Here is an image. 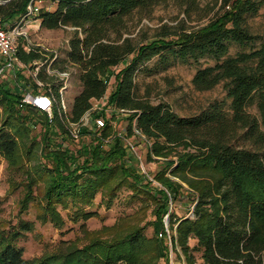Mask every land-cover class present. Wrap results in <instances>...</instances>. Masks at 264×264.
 <instances>
[{"label": "trees", "instance_id": "obj_1", "mask_svg": "<svg viewBox=\"0 0 264 264\" xmlns=\"http://www.w3.org/2000/svg\"><path fill=\"white\" fill-rule=\"evenodd\" d=\"M0 1V16L7 21L23 15L31 0ZM45 1L55 7L41 9L37 17L41 28L74 29L67 61L78 67L82 89L70 120L81 119L106 95V78L115 74L109 103L132 111L127 114L128 137L139 136L137 129L152 142L150 158L164 159L166 167L155 175L163 188L144 183L129 164L121 139L107 150L99 143L82 161L84 150L74 151L53 138L57 131L66 133L59 120L52 128L45 115L22 112L17 107L18 88L0 82V155L15 165L23 144L28 157H41L28 175L33 183L43 184L39 218L63 228L61 207L71 221L85 224L98 215L91 207L99 194L110 208L126 186L134 197L153 199L155 222L165 234L168 215L173 243L188 264L196 263L195 250L202 253L203 264H264V40L249 26L264 8V0H235L230 12L201 29L162 31L152 41L138 43L124 37L129 34L128 22L168 0ZM230 2L225 0L226 5ZM234 46L239 50L232 54ZM19 57L30 64L40 54L20 46ZM153 61L160 69L175 63L200 65L192 81L195 89L223 85L230 103H212L189 117L178 115L167 103L153 104L137 87L139 73ZM18 79L30 83L21 73ZM36 117L42 120L39 140L32 133ZM113 131L109 125L105 129L106 134ZM183 184L194 192L193 217L179 218L169 211V201L177 200ZM33 200L28 195L26 204ZM34 227V222L21 220L14 231L0 233V264H158L162 256L158 239L149 238L143 226H131L111 239L95 238L83 247L26 259L17 241ZM193 239L195 247L190 245Z\"/></svg>", "mask_w": 264, "mask_h": 264}, {"label": "rangeland", "instance_id": "obj_2", "mask_svg": "<svg viewBox=\"0 0 264 264\" xmlns=\"http://www.w3.org/2000/svg\"><path fill=\"white\" fill-rule=\"evenodd\" d=\"M226 5L225 0H168L151 9L146 14H136L129 22V34L125 33L124 37H131L135 42L152 41L162 31L174 33L181 30H197L209 25L212 21L223 17L231 11L233 2ZM39 5L42 9H53L55 6L48 1L41 0ZM11 24V23H9ZM251 31L264 40V8L260 14L249 20ZM29 39L33 44H41L50 49L59 52V67L67 69V54L69 51V41L73 35L74 29L66 27L57 30H47L39 26L38 21H32L25 27ZM27 51V42L20 41ZM260 41L254 45L259 46ZM239 50L237 47L231 48L234 54ZM28 52V51H27ZM1 62V59H0ZM206 65L205 60L201 61ZM212 64L213 62H209ZM202 65V66H203ZM70 66V65H68ZM72 67V66H70ZM200 65L175 63L168 69H160L155 62L147 64V70L139 73L137 78V87L140 95L148 98L153 104L164 102L169 104L175 113L183 117L194 116L203 109L209 107L215 102L230 103L227 99V93L223 85H218L209 91H198L193 85V77ZM75 68V74L67 97V104L72 108L75 94L81 92L82 85L79 79L80 71ZM122 65L114 68L113 72L118 73ZM70 69V68H68ZM22 75L29 76L25 70ZM26 76V77H27ZM108 89L106 97L115 87L116 77L109 75L107 78ZM95 103V101H94ZM253 114L257 113L255 108H251ZM128 115L120 118L119 129L128 128ZM3 118V110L0 107V124ZM38 125L33 128L32 133L38 138L41 137L42 120L36 117ZM57 141H62L58 137ZM67 144L74 151L78 150L81 145L64 138ZM89 142V141H84ZM133 149L129 151V164L132 165L137 173L142 175L144 183L152 182V186L163 188L162 184L155 180V175L163 170L166 165L164 159L150 158V148L152 142L140 136L129 137ZM39 154L28 157L23 148L19 150L18 162L10 165L7 160L0 155V233L9 234L14 231L18 223L23 221L34 222L35 227L32 232L22 234L17 241V245L24 249V258L38 259L45 255L67 251L74 247H83L95 238L111 239L114 236L124 233L131 226L145 227V234L149 238H156L161 243L162 256L158 264H188L180 247H175L173 237L175 232L169 228V218L165 217V231L155 222L154 207L155 202L151 197L140 198L133 196L132 190L124 186L117 192V197L110 208L101 203L99 194L95 200V205L91 207L98 215L85 224L83 221L73 222L68 217V210L58 207L64 218L63 228L56 226L51 222H43L39 215L42 213L40 203L42 201L43 184L33 183L28 178L29 172L40 160ZM167 176H171L167 173ZM174 181L181 182L179 179L172 177ZM182 183V182H181ZM184 189L180 191L177 200L169 201V211L177 217H193L194 208L193 190L183 184ZM191 193L192 195H190ZM30 195L33 201L26 204V197ZM25 206H28L25 209ZM168 216V215H167ZM167 219V222H166ZM172 240L170 244L169 235ZM196 240H191V247L196 246ZM196 257L195 264H203L200 251H194Z\"/></svg>", "mask_w": 264, "mask_h": 264}, {"label": "built area", "instance_id": "obj_3", "mask_svg": "<svg viewBox=\"0 0 264 264\" xmlns=\"http://www.w3.org/2000/svg\"><path fill=\"white\" fill-rule=\"evenodd\" d=\"M41 0H31L26 12L14 23L9 24L0 16V82H9L12 87L18 88L20 100L17 107L24 113L33 110L46 116L48 124L53 128L59 120L66 133L57 131L59 138L64 143V136L71 141L80 144L79 149L86 153L82 157L85 160L89 152L99 143L104 149H109L116 139H121L128 151L133 149L129 142L126 129H119L118 124L122 116L132 111L119 108L109 103L108 97L104 96L96 100L93 106L76 122L70 120L72 108L67 104V93L70 91L75 68L77 67L68 61L67 69L58 65L60 60L59 52L41 44H33L29 39L25 27L32 21H38L37 17L42 9L39 5ZM2 3V1H0ZM27 42V51H36L40 58L30 64H25L19 57L20 41ZM70 68V69H68ZM25 70L30 74L25 76L30 80L29 84L21 83L18 79L19 73ZM72 88V87H71ZM113 128V132L106 134L107 126ZM135 133L145 138L137 129ZM89 142H84V141ZM57 141V140H56ZM168 218V216H166ZM167 222V219H166ZM167 233L169 235L168 227ZM170 244H172L169 235Z\"/></svg>", "mask_w": 264, "mask_h": 264}, {"label": "crops", "instance_id": "obj_4", "mask_svg": "<svg viewBox=\"0 0 264 264\" xmlns=\"http://www.w3.org/2000/svg\"><path fill=\"white\" fill-rule=\"evenodd\" d=\"M19 17H20V16H19ZM19 17H15V18H13V19H9V20H7V22L12 24V23H14L16 20H18ZM38 23H39V26H40L41 21H40L39 19H38ZM0 59H1V58H0ZM71 89H72V88H71ZM70 91H71V90H70ZM79 93H80V92H79ZM79 93H78V94H79ZM78 94H75L74 99H75V97H76ZM73 102H74V101H73ZM72 106H73V104H72Z\"/></svg>", "mask_w": 264, "mask_h": 264}]
</instances>
